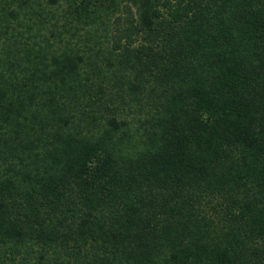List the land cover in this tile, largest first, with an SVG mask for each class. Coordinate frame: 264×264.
Returning <instances> with one entry per match:
<instances>
[{"label":"trees","instance_id":"trees-1","mask_svg":"<svg viewBox=\"0 0 264 264\" xmlns=\"http://www.w3.org/2000/svg\"><path fill=\"white\" fill-rule=\"evenodd\" d=\"M0 264H264V0H0Z\"/></svg>","mask_w":264,"mask_h":264}]
</instances>
